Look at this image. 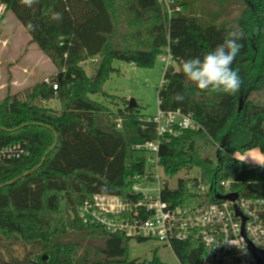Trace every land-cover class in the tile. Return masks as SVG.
<instances>
[{"label": "trees", "instance_id": "trees-1", "mask_svg": "<svg viewBox=\"0 0 264 264\" xmlns=\"http://www.w3.org/2000/svg\"><path fill=\"white\" fill-rule=\"evenodd\" d=\"M2 1L58 69L50 76L58 90L41 80L0 101V149L26 151L0 160V246L25 248L22 258L0 250V264H167L157 252L131 260L128 237L80 219L79 208L97 194L129 196L133 177L147 171L136 147L157 139L153 117L138 106L123 100L114 110L93 97L115 103L104 83L117 72V59L152 68L159 56L169 57L159 109L191 115L197 125L163 137L160 165L167 182L181 172L198 175L180 179L177 189L167 183L163 198L187 207L211 204L237 154L259 149L264 156V70L255 74L264 50V0H172L171 12L163 0H39L31 8ZM53 12L63 19H51ZM29 22L35 31L26 30ZM237 28L248 35L232 65L243 80L240 91L200 92L184 77L182 62L203 56ZM88 61L91 77L83 68ZM177 92L182 103L174 100ZM54 98L59 110L48 107ZM240 173L233 185L240 196L264 191V172ZM173 251L181 264H202L205 254L193 240L174 242Z\"/></svg>", "mask_w": 264, "mask_h": 264}, {"label": "built area", "instance_id": "built-area-1", "mask_svg": "<svg viewBox=\"0 0 264 264\" xmlns=\"http://www.w3.org/2000/svg\"><path fill=\"white\" fill-rule=\"evenodd\" d=\"M163 1L171 12L172 0ZM7 13V4L0 0V20ZM165 58L168 66L169 57ZM43 81L58 90L51 77ZM152 120L157 139L136 147L146 153L142 160L147 166L146 173L133 177L128 197L97 194L86 201L79 208L82 223L124 235L137 243L155 241L172 251L174 242L199 241L205 248L202 264H259L254 251L264 258V191L243 197L234 191V182L225 180L220 183V192L213 190L215 201L211 204L187 207L166 201L163 192L169 182L160 165L162 139L178 130L195 128L197 123L191 115L179 110H159ZM25 153L20 146L4 147L0 149V160L21 158ZM255 168L264 172V165ZM201 188L203 192L212 190ZM234 193L238 194L234 201L216 198Z\"/></svg>", "mask_w": 264, "mask_h": 264}, {"label": "rangeland", "instance_id": "rangeland-1", "mask_svg": "<svg viewBox=\"0 0 264 264\" xmlns=\"http://www.w3.org/2000/svg\"><path fill=\"white\" fill-rule=\"evenodd\" d=\"M5 19L0 20V101L8 95H15L24 89L35 85L47 76L56 75L58 69L40 51L38 46L31 42L30 35L25 31L22 24L9 12ZM48 59L44 64L40 58ZM258 68L255 72L259 75L264 70V50L260 52L258 58ZM20 67L15 69L16 67ZM113 66L117 69L104 83V90L116 99L115 103L111 99L94 96L100 102L105 103L116 110L123 107V100L130 102L134 99L137 102L141 115L154 117L159 112V88L162 85L167 60L164 56H159L152 68L137 67L133 64L114 61ZM26 68V71L23 69ZM83 68L88 77L93 75L92 63L88 61L83 64ZM242 102V107L244 102ZM241 104V103H240ZM48 107L54 110L60 109V101L57 98L50 100ZM146 153L136 154V160L142 161L146 158ZM238 164L231 170L228 180L236 181L243 168H255L264 165V156L259 149H253L245 154H237ZM198 171L194 170L189 175L185 172L178 173L177 176L168 179L171 189H177L179 180L197 177ZM0 250L7 256L10 255L22 258L25 255L23 246H16L5 249L0 246ZM10 250V253L7 251ZM157 252L158 257L167 264H181L174 252L155 241L137 243L131 241L129 258L147 259L153 257Z\"/></svg>", "mask_w": 264, "mask_h": 264}, {"label": "clouds", "instance_id": "clouds-1", "mask_svg": "<svg viewBox=\"0 0 264 264\" xmlns=\"http://www.w3.org/2000/svg\"><path fill=\"white\" fill-rule=\"evenodd\" d=\"M20 3L31 8L38 4L39 0H20ZM51 19L61 21L63 14L53 12ZM26 30L35 31L36 25L29 22ZM255 31L259 32L262 29L257 28ZM246 38L248 35L242 29L226 31L223 41L212 50L205 52L203 56H196L182 62L181 71L184 77L200 92L237 94L243 80L239 70L234 69L232 65L243 47L241 41ZM174 100L182 103L185 96L177 92L174 95Z\"/></svg>", "mask_w": 264, "mask_h": 264}, {"label": "water", "instance_id": "water-1", "mask_svg": "<svg viewBox=\"0 0 264 264\" xmlns=\"http://www.w3.org/2000/svg\"><path fill=\"white\" fill-rule=\"evenodd\" d=\"M129 106L131 107V108H136L138 105H137V102L134 100V99H131L130 100V102H129ZM239 110H241L242 109V102H241V104H240V106H239ZM45 160V159H44ZM43 160V161H44ZM237 197H238V194H236V193H234V194H230V195H226V196H221V195H218V196H216V198L217 199H220V200H230V201H234V200H236L237 199ZM252 248V247H251ZM254 250V249H253ZM255 252V254L258 256V258H259V264H263L264 263V258H263V256L260 254V253H257L256 251H254Z\"/></svg>", "mask_w": 264, "mask_h": 264}, {"label": "crops", "instance_id": "crops-1", "mask_svg": "<svg viewBox=\"0 0 264 264\" xmlns=\"http://www.w3.org/2000/svg\"><path fill=\"white\" fill-rule=\"evenodd\" d=\"M43 58H44V57L40 58L39 61L42 62V63H44V64H47V63L49 62L48 59H46V58L43 59ZM17 68H20V67L18 66V67H16L15 69H17ZM23 71H26V72H27L26 68H24ZM47 77H50V76H47ZM45 78H46V77H45ZM45 78H44V79H45Z\"/></svg>", "mask_w": 264, "mask_h": 264}]
</instances>
